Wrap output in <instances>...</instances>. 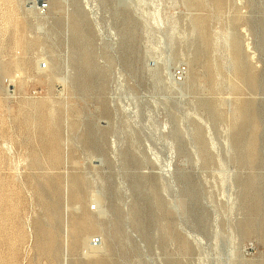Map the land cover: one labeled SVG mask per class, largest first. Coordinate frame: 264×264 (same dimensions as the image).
Here are the masks:
<instances>
[{
  "label": "rangeland",
  "instance_id": "rangeland-1",
  "mask_svg": "<svg viewBox=\"0 0 264 264\" xmlns=\"http://www.w3.org/2000/svg\"><path fill=\"white\" fill-rule=\"evenodd\" d=\"M0 264H264V0H0Z\"/></svg>",
  "mask_w": 264,
  "mask_h": 264
},
{
  "label": "built area",
  "instance_id": "built-area-1",
  "mask_svg": "<svg viewBox=\"0 0 264 264\" xmlns=\"http://www.w3.org/2000/svg\"><path fill=\"white\" fill-rule=\"evenodd\" d=\"M184 73H185V69L184 68H178L175 73H174V77L176 80H182L183 79V76H184Z\"/></svg>",
  "mask_w": 264,
  "mask_h": 264
},
{
  "label": "bare ground",
  "instance_id": "bare-ground-1",
  "mask_svg": "<svg viewBox=\"0 0 264 264\" xmlns=\"http://www.w3.org/2000/svg\"><path fill=\"white\" fill-rule=\"evenodd\" d=\"M205 243V242H204ZM212 253V252H211Z\"/></svg>",
  "mask_w": 264,
  "mask_h": 264
}]
</instances>
